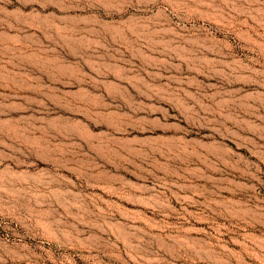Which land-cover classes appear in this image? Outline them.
Returning <instances> with one entry per match:
<instances>
[{"label": "rangeland", "instance_id": "obj_1", "mask_svg": "<svg viewBox=\"0 0 264 264\" xmlns=\"http://www.w3.org/2000/svg\"><path fill=\"white\" fill-rule=\"evenodd\" d=\"M182 1L0 0V264H264V0Z\"/></svg>", "mask_w": 264, "mask_h": 264}, {"label": "bare ground", "instance_id": "obj_2", "mask_svg": "<svg viewBox=\"0 0 264 264\" xmlns=\"http://www.w3.org/2000/svg\"><path fill=\"white\" fill-rule=\"evenodd\" d=\"M101 1L104 4L101 5L105 6V10L108 11V14L110 13L112 15H116L120 17L122 23L127 24V26H129V29L131 31L130 33L132 35L134 34L137 37L140 36L142 38L143 37L148 38L151 41H153V43L156 44L160 43L162 45L165 44L169 46L171 40L180 37L184 38L185 35L184 33L191 28L190 25L199 23V19L197 18V16H195V13L193 12L194 10L192 8L193 6L192 7L190 6L189 8L182 0H101ZM132 9L137 11L138 15L124 19L125 15L128 14V12ZM194 38L191 39V37H189L186 42H188L189 44L191 43V45H193L195 43ZM172 42L174 43L175 40H173ZM192 42L194 43L192 44ZM34 238L21 236L20 240L14 241L13 243H11V245L8 243L9 240L5 241L1 239L0 248L12 249L13 251L23 254H28V256L29 255L31 256V254L34 252V245H33V241L35 240ZM23 254L22 255L20 254L21 257L23 256ZM15 255L18 256L17 253Z\"/></svg>", "mask_w": 264, "mask_h": 264}]
</instances>
